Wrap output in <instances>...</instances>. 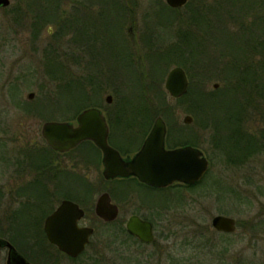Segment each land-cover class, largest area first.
I'll return each instance as SVG.
<instances>
[{
  "label": "rangeland",
  "instance_id": "1",
  "mask_svg": "<svg viewBox=\"0 0 264 264\" xmlns=\"http://www.w3.org/2000/svg\"><path fill=\"white\" fill-rule=\"evenodd\" d=\"M9 1L8 7L0 8V230L4 232V239H12L29 252H35V247L42 245L35 235L31 236V231L22 234L20 229L26 228L23 226L26 220L19 214L13 216L12 212L24 204L23 197H19L20 188L51 172L58 176L55 184L58 196L70 194L73 200L86 201L91 198L87 205L81 202L90 214L89 221L82 226L91 224L94 235L84 255L74 264H126L130 258L138 264H264V144L246 158L244 152L235 148V139L229 137L230 129L224 128L225 117L216 116L220 113L215 116H210L212 112L199 113L196 119L188 114L195 106L191 98H198V92L209 97L220 96L223 83L213 79L199 89L197 78L191 92L194 98L175 100L164 87L167 73L175 66L169 68L164 78L162 66L160 77L153 79L157 83L155 90L149 96L143 92L151 82H144L139 76L148 70L147 61L141 57L148 53L154 56L176 40V25L168 29L161 25L166 30L156 28L161 27L157 19L161 15L156 16L158 0H37L28 8L29 0ZM118 6L122 14L116 13ZM36 18L41 22L37 31L31 26ZM247 22L252 24L248 28L249 35L264 39L263 30L257 28L260 18L256 21L249 18ZM111 32L123 35V39L109 34ZM87 40L90 44H86ZM88 46L97 47L98 53L101 51L96 70L89 66L97 56L86 50ZM135 51L139 60L131 69L132 60L126 59ZM49 63L63 67V81L51 80L54 76L46 67ZM149 69L155 70L154 67ZM89 78H95L94 86L92 81L86 83ZM75 81L83 82L91 105L95 103L92 97L100 95L107 113L122 106L124 118L120 124H112L113 139L130 132L135 136L143 133L144 137L151 128L158 116L151 118L144 128L141 119L135 116L140 97L145 102L141 107L146 108L142 115L150 116L155 109H160L159 117L166 125L167 146L168 141H196L195 148L210 162L199 185L185 189L176 184L170 190L154 191L131 181L109 184L103 180V168L92 164L85 155L80 156L81 150L68 155L52 154L41 137V127L49 121H73L86 108L77 109L76 99L58 90ZM214 84H218L216 89ZM97 85L99 93L94 89ZM30 93L34 97L28 100ZM107 95L113 98V107L106 106ZM75 109L74 113L70 112ZM246 114V124L240 127L245 134L258 137L263 126L256 112ZM188 115L191 123L184 124V117ZM212 120H216L214 126ZM204 124L207 127H203ZM42 156L46 160L41 161ZM108 190L119 205L116 225L123 224L122 228L107 227L94 220V204L98 196ZM58 203L59 200L54 207ZM39 204L28 203L26 207L37 212L35 210L42 209ZM132 215L153 223L155 238L151 245H141L126 234L125 223ZM219 215L235 219L234 233L213 230L211 219ZM192 218H197L199 225L191 226ZM204 229L209 230L208 236H204ZM35 233L38 235V231ZM20 235L25 238L21 239ZM34 252L32 254L36 255ZM5 256L6 252L2 251L0 264H5Z\"/></svg>",
  "mask_w": 264,
  "mask_h": 264
},
{
  "label": "trees",
  "instance_id": "2",
  "mask_svg": "<svg viewBox=\"0 0 264 264\" xmlns=\"http://www.w3.org/2000/svg\"><path fill=\"white\" fill-rule=\"evenodd\" d=\"M36 1L29 0L26 7H32ZM157 5L159 8L156 16L159 15L160 17L161 15L160 18H157L158 24L166 29L176 25V40L163 51L159 50L161 52L154 56L145 52L148 53L147 58L141 57L147 61L146 68L148 70L151 67L155 69L149 72L146 69L147 72L139 74L142 81L151 82L150 87L143 90L145 96H149L151 91L155 90L157 83L153 79L160 77L158 73L159 71L162 72V66L165 68L163 78L171 66H179L185 71L189 81V89L187 94L180 98L181 100L193 97L191 92H193L194 82L197 78L200 84L199 89L213 79L222 82L224 88L220 96L209 97L198 92V98L193 97V100L191 98L195 106L188 110V114L193 115L196 119L199 113L207 115L212 112L210 116L220 113L221 115L216 116L225 117L223 126L225 129H230L229 137L235 139V148L239 150L238 152H244L247 158L256 149H259V145L264 144V39L261 36L252 37V34L250 36L248 28L252 24L247 22L249 18L254 21L260 18L261 23L257 24V28L263 30L264 34V0H189L182 9H171L160 0H158ZM117 12L122 14L121 7L118 6ZM118 20L120 19L118 18ZM40 23L36 18L31 26L37 31L36 28L40 27ZM161 27L156 26L157 29L166 30ZM227 49H232V51ZM256 57L258 58L257 61ZM257 64L260 66L254 67ZM46 67L54 76L51 80L63 81V67L56 63H49ZM57 74L60 75L59 78L56 77ZM85 88L82 81H75L60 86L58 90L69 93L68 96L71 99H76L77 109H79L91 105ZM94 89L96 93H99V85ZM139 101L138 119L142 121L141 127H145L150 123L151 118L157 117L161 113L160 109H155L150 116L149 114L142 115L144 114L142 111H145L146 108L141 106L145 102L141 101V97ZM164 106L166 107V105H161L162 108ZM252 110L256 112V116L263 126L262 130L258 132V137L251 134L248 136L240 127L241 124H246V112L251 113ZM215 121L212 120V126H214ZM202 126L207 127L206 124ZM196 144V141L190 140L176 143H169L168 141V147L171 149L184 145L196 147L198 146ZM216 145L218 146V143ZM198 185L186 187L177 184V187L183 186L185 189H194ZM138 186L140 187V185ZM175 187L176 185L169 190ZM192 219L191 226L199 225L197 218ZM203 234L208 236L209 230L204 229ZM0 237L4 238V232L1 230ZM135 263L138 264L139 262L130 258L126 264Z\"/></svg>",
  "mask_w": 264,
  "mask_h": 264
},
{
  "label": "water",
  "instance_id": "3",
  "mask_svg": "<svg viewBox=\"0 0 264 264\" xmlns=\"http://www.w3.org/2000/svg\"><path fill=\"white\" fill-rule=\"evenodd\" d=\"M188 0H165L171 8H182ZM9 0H0V8H6ZM188 79L180 67L171 69L164 82L165 91L173 99H179L187 93ZM217 84L213 85L216 89ZM30 93L28 100L33 99ZM77 126L69 122H45L41 127V137L48 147L58 153L75 149L85 141L93 142L103 152V171L105 180L115 178H137L150 187L163 189L175 183L193 186L200 182L209 169V162L203 153L194 147L185 146L173 150L165 148L166 127L157 117L153 127L139 152L131 159H121L119 154L107 145V124L97 109H86L77 117ZM184 124L191 123V117L185 116ZM95 214L105 222L117 218L118 208L111 203L109 195L102 194L95 204ZM83 215L77 205L63 201L60 207L49 216L44 225V232L50 244L59 251L70 256H78L85 248L92 234V229L80 228L77 220ZM211 227L219 233L232 234L236 231V221L225 216H215L211 219ZM129 235L143 243H151L154 239L152 226L137 216L129 218L126 224ZM10 244L0 238V248ZM14 257L17 253L13 251ZM20 264H26L20 260Z\"/></svg>",
  "mask_w": 264,
  "mask_h": 264
},
{
  "label": "flooded vegetation",
  "instance_id": "4",
  "mask_svg": "<svg viewBox=\"0 0 264 264\" xmlns=\"http://www.w3.org/2000/svg\"><path fill=\"white\" fill-rule=\"evenodd\" d=\"M109 34L115 35L116 37H120V34H117V32H111ZM110 38H111V40L113 42L114 41L112 39L113 36H110ZM121 38L123 39V35L120 37V39ZM120 42H121V40H120ZM87 43L90 44V41L87 40L86 44ZM126 44H127V42H126ZM95 46L94 47L88 46L89 48L88 47L86 48V50L89 49V50L93 51L95 53V55L97 56V57H95V60H94L93 63L89 62L90 68L94 69V70L97 69V65L99 63L98 61L100 60V55H101V51L98 53L99 50H97L96 49L97 47H95ZM118 53H121V52H118ZM123 56H125V55L123 54ZM123 56H122V58H123ZM126 60L128 62H130L132 60V64L133 65H132V67L131 66L130 67H131V69H133L134 68V62L139 60V55H138V53L136 54V51H135V53L132 52L130 54V56ZM95 75H97V74H95ZM90 81H92V85H93V81H95V78L93 80L91 78L87 79L86 83L90 84ZM99 96L100 95H96V96L94 95V97H92V98L95 100V103H93L89 107H86L83 110H81L74 117V120L73 121H69V122H71L74 126H76L77 125V121H76L77 120V116L82 111H84L86 109H97L101 113V115L104 117L105 122L107 124V128H108L107 137H106L107 145L110 148H112L114 151H116L119 154V156L121 157V159L131 160L139 152V150L141 149L144 141L146 140L147 136L149 135V133L151 131L152 126L148 130L147 134L144 137H143V133H140V136L138 134H137V136H135V134L133 132H130V133H122V136H121L122 138H118L117 136H115V138L113 139V137H112V135H113V133H112V124L114 122H116V123L119 122V124L121 123L122 119L124 118L123 117L124 116V110H123L122 106H120V107L118 106L117 110L115 112L107 113L105 111L103 105L101 104V99H99L100 98ZM104 102L106 103V106H108L109 108L113 107V105H114L113 104L114 100H113V98L110 95H107L104 98ZM125 102H127V101H125ZM118 105H120V104H118ZM76 110L77 109H75L73 111H70V112L74 113ZM137 115L139 116V113H137L135 116H137ZM142 128H144V127H142ZM166 137H167V134H166ZM135 142H137V144L134 147L128 146L131 143L134 144ZM117 143H120V144H122L124 146H119ZM45 144H46V142H45ZM46 146H47V144H46ZM48 148L51 150V153L56 155V156L57 155H68V154H72V153H74V152H76L78 150L79 151L81 150L79 152L80 156L83 157V155H85L86 157L89 158L88 160L92 164H97V165H99L102 168L104 166L103 165V152L101 151V149H99L91 141H85V142L81 143L78 147H76L75 149H72V150H70L68 152H65V153H58V152L54 151L53 149H51L50 147H48ZM165 148L168 149V150L171 149V148H169L167 146V144H166ZM43 160H46V159L42 156L41 157V161H43ZM53 166H54V164L51 161V168ZM54 170L55 169L52 168V174H53ZM57 178H58V176H57ZM57 178L55 176V173L53 175H51V172H49L45 176V178L44 177H42L41 179L36 178V180L30 181L28 184H25L23 187L20 188L21 194L19 195V197L20 198L23 197L22 199L24 201L22 203H24V204L22 205V207H19L16 210H13L12 214H13V216L19 214V215H21V218H24V221L26 220V222H24V224H23V226H25L26 228L24 227L25 229H20V230H23V232H24L22 234H25L26 232L31 231V236L35 235L36 238H37L36 241H38L42 245H37L39 247H35L36 248L35 252L34 251H32V252H34L36 255H33L32 252L23 250L20 247V245H18L19 243L15 244L12 241V239H10V240H6L5 239L10 244V246L12 247V249H10L9 247H4V248L0 249V256H1V252L2 251L6 252L5 264H20L19 263L20 260L25 261L26 264H42V263L43 264H65V263L66 264H74L75 262L78 261V259L80 257H82L84 255V253L87 250L89 244L91 243V238L94 235L95 229L89 223H88L89 226H82L83 224H85L86 221H89V219H90L89 211H87L85 206H82V203H84L85 205L89 204V200L91 198L88 201H86V200H79V199L73 200V198L70 196V194L67 195V196H65V194L62 195V196H58L57 195V194H59L58 185L55 186ZM103 180H104L105 183H109V184H111L112 182H116V181L120 182V183L121 182H126V181H131V182H133L136 185H140V186L146 187L148 190H150V189L154 190V191L166 190V189H154L152 187L149 188L147 185H145L143 183H140L134 177H129L127 179L115 178V179H112V180H105L104 177H103ZM50 186H51V188H50ZM104 193L109 195L111 203L113 205H116L117 208H118L117 218L115 220L111 221V222H105L104 220H102L100 217H98L95 214V204H96L98 198ZM33 194H36V196H33ZM100 196H98V198H97V200H96V202L94 204V207L92 209V213L94 215V220L97 223H101L102 225L107 226V227H111V226L116 225V223L118 222L120 208H119V205H117L113 201V198H112L113 196H112L111 190H108V192L101 193ZM39 198H41L40 204H39ZM60 199H62V200H60ZM58 200H59L58 205L54 207L55 202L58 201ZM63 201H70L73 204L77 205V207L80 210H82L83 215H82L81 218H79L77 220L78 227H80V228H89V229H92V231H93L92 235L89 238L88 244L85 246L84 250L76 257H70V256L62 253L61 251H59L56 246L50 244L49 241L47 240L46 234L44 232V225H45L46 219L49 216H51L60 207V205H61V203ZM85 202H87V203H85ZM28 203H30L32 205H38L39 204L42 209L45 208V207L46 208H45L44 211H42V209L41 210H35L37 212L30 211L26 207V205ZM38 213H40V214H38ZM13 218H12V220H13ZM140 219L143 220V221H148V220H146L144 218H140ZM148 222H150L152 224V227H153V223L151 221H148ZM126 223H127V221H126ZM126 223H125V228H126ZM117 227L118 228H122L123 224H120V226H117ZM153 230H154V227H153ZM35 231H38V235L35 233ZM23 236L20 235V238L24 239L25 236H24V238H23ZM133 239H135V238H133ZM138 242L141 243V245H144V246L151 245V244H144V243H142L140 241H138ZM32 247H34V246H32ZM13 251H15L17 253V257H14ZM100 256H101V254L99 255L98 259L100 258Z\"/></svg>",
  "mask_w": 264,
  "mask_h": 264
}]
</instances>
